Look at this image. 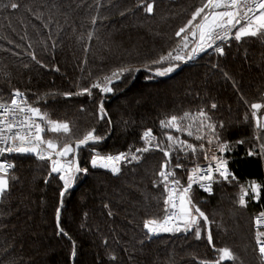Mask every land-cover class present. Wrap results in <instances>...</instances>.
Masks as SVG:
<instances>
[{
	"label": "trees",
	"instance_id": "obj_1",
	"mask_svg": "<svg viewBox=\"0 0 264 264\" xmlns=\"http://www.w3.org/2000/svg\"><path fill=\"white\" fill-rule=\"evenodd\" d=\"M152 2L154 12L149 14L145 7ZM201 2L0 0V98L9 99L18 88L31 102L41 97L43 102L37 105L51 119L69 121L73 140L92 128L105 136L99 145L80 150V164H89L93 146L102 153L143 147L140 137L148 128L163 140L160 120L204 107L215 121L224 122L222 139L233 144L226 157L238 178L214 184L210 195L192 190L195 202L211 221L213 244L208 243L207 231L199 240L192 233L149 238L143 221L163 215L165 191L157 176L162 152L144 153L140 162L122 166L119 175L89 166L88 173L80 174L65 194L62 205L58 176L53 174L45 182L48 161L6 154L15 162L11 175L16 179L0 200V264H201L217 258L213 245L217 249L228 246L236 254L235 261L222 264H261L253 218L264 211V196L259 202L249 201L247 207L239 206L237 200L240 184L263 177L264 157L246 153L257 151L247 104L264 100V38L232 40L225 45V54L217 57L218 67L204 63L212 60L208 55L201 63L181 64L165 76L139 67L177 45L180 38L175 32ZM11 3L18 8L12 9ZM121 66L140 70L125 74L111 94L102 95L98 89L92 96L61 94L88 87ZM101 99L111 124L107 118H98ZM212 103L216 109H211ZM171 131L200 143L187 133ZM240 140L244 143L237 144ZM202 153L198 151L195 157L178 153L184 168L177 169L176 175L182 183L187 182L194 162H201ZM175 163L176 154L172 166ZM57 207H61L60 226L67 236L57 235ZM73 241L75 257L71 255Z\"/></svg>",
	"mask_w": 264,
	"mask_h": 264
},
{
	"label": "snow or ice",
	"instance_id": "obj_2",
	"mask_svg": "<svg viewBox=\"0 0 264 264\" xmlns=\"http://www.w3.org/2000/svg\"><path fill=\"white\" fill-rule=\"evenodd\" d=\"M10 6L12 9L18 8L16 3H11ZM154 7V2L147 3L145 11L152 14ZM92 23H96L95 17ZM88 36L91 39L92 33ZM175 36L181 38L175 49L148 61L143 67L157 76H165L179 68L181 63L194 60L210 49L216 55L223 56L225 45L230 44L232 40L241 42L249 37L264 38V0H202L201 6L195 8L191 18L175 32ZM32 58L36 59L34 54ZM139 70L131 66H121L114 69L110 75L98 77L90 86L80 88L78 93L64 92L63 95L65 97L84 94L91 96L93 89H98L102 95H106L114 92L113 85L122 81L125 74L130 75ZM224 76L230 79L227 72ZM40 99L42 98L38 97L36 101L30 102L27 95L18 88L13 89L9 99L0 98V200L6 197L11 182L16 179L11 175L16 167L15 162L4 158L6 154L31 153L40 160L50 162V171L45 182L47 183L53 174L58 176L59 181L62 182L60 189L62 205L63 197L75 185L79 175L87 174L89 171L87 167H81L80 150L89 145H99L105 139V136L97 135L96 129L92 128L73 140L70 122L51 119L48 112L36 106ZM250 107L256 124L255 139L259 143L258 151L249 149L246 155L264 157V119L257 115V112L264 108V104L252 103ZM216 108L217 104L212 103L211 109ZM97 115L100 120L107 118L111 124L103 99L99 102ZM247 118L246 115L245 119ZM160 125L164 130L163 140L155 136L153 130L148 128L140 137L143 147L132 151L130 146L127 152L119 151L112 154L102 153L93 146L89 163L92 168L105 169L113 175H119L122 173V166L140 162L144 153L153 149L162 152L164 160L157 176L165 191L163 215L145 219L143 228L149 234V238L161 233H192L195 239L199 240L202 233L207 231L208 243L213 244L211 221L195 202L192 190L194 185H198L204 192L212 194L214 184L238 181L235 172L229 167V160L223 155L233 147L232 142L222 139L224 122L215 121L210 111L201 107L195 113L185 111L180 116L171 115L160 120ZM173 129L178 133H187L188 137H194L200 143H191L188 139L173 135L171 131ZM46 132L63 134L65 140L46 138ZM236 143L243 144L244 141L240 140ZM206 144L215 148L211 156H209L211 149H206ZM198 151L203 152L207 164L204 166L194 162V166L188 170L187 183L183 184L176 175L177 169L184 168V165L179 162L178 153L183 152L185 156L195 157ZM174 154H176L177 163L172 166ZM262 196H264V182L253 179L246 184H240L237 203L241 207H247L249 199L259 202ZM105 207L107 208L108 205L105 204ZM55 214L57 235L67 236L68 234L60 226L61 207L55 209ZM108 215L111 216L112 212L109 211ZM255 224L257 225L255 241L261 264H264V232L259 230L261 226H264V211L255 218ZM72 243L71 255L75 257V241ZM213 248L217 258L204 260L201 264H222V262L237 259L235 252L228 246L217 249L213 245ZM111 259H116L114 254Z\"/></svg>",
	"mask_w": 264,
	"mask_h": 264
},
{
	"label": "built area",
	"instance_id": "obj_3",
	"mask_svg": "<svg viewBox=\"0 0 264 264\" xmlns=\"http://www.w3.org/2000/svg\"><path fill=\"white\" fill-rule=\"evenodd\" d=\"M204 55H208V56L215 57V58L218 57V55H216V54L214 53V51L210 49V50H208V51L205 52V53H201V54H200L197 58H195L194 60H191V61H188V62H184L183 64H187V65L194 64V63H196L197 60H200L201 58H203ZM109 94H111V93H109ZM30 102H31V101H30ZM36 106H37V105H36ZM205 147H206V149H211V150L209 151V156H211V155L214 153V151H215L214 146H209V145L206 144ZM103 153H104V152H103ZM91 154H92V152H91V149H90V159H91ZM112 154H113V153H112ZM217 154H219V153H217ZM223 155L226 156V153H224ZM4 158L8 159L10 162H13L11 159H9V158H7V157H4ZM226 158H227V157H226ZM90 159H89V161H90ZM200 164H201V165H204V166H206V164H207V161L204 160L203 153H202V160H201ZM85 165H86V166H84V167H87V168H89V166H91L90 163L88 164V166H87V164H85ZM49 168H50V162H49ZM55 175H56V174H55ZM257 181L264 182V169H263V177H262V179H261V180H257ZM186 183H187V182H186ZM186 183H185V184H186ZM246 183H247V182H246ZM246 183H245V184H246ZM183 184H184V183H183ZM193 188H197V189L200 190L203 194L210 195V194L204 192L202 189H200L198 185H194ZM249 201H253V200L249 199ZM254 202H255V201H254ZM258 215H259V214H257V215L253 218V223H254V227H255L256 230H257V225L255 224V218H256ZM263 229H264V226H261V227L259 228V230H263ZM256 246H257V245H256ZM257 251H258V246H257Z\"/></svg>",
	"mask_w": 264,
	"mask_h": 264
},
{
	"label": "rangeland",
	"instance_id": "obj_4",
	"mask_svg": "<svg viewBox=\"0 0 264 264\" xmlns=\"http://www.w3.org/2000/svg\"><path fill=\"white\" fill-rule=\"evenodd\" d=\"M181 39V38H180ZM179 39V40H180ZM178 40V41H179ZM178 43V42H177ZM176 48V46L173 48V49H175ZM216 59L217 58H215V57H212V60H205V59H203V58H201L200 60H197L196 61V63H194V64H197V63H201V62H203L204 60H205V62L204 63H206V64H210L211 66H214V65H216ZM218 61V60H217ZM181 64H183V63H181ZM180 64V65H181ZM193 65V64H192ZM166 66V65H165ZM140 68H144L143 67V65H141V66H139ZM79 90L80 89H77V90H74V91H70V92H72V93H78L79 92ZM69 92V91H68ZM64 92H62L61 94H63ZM94 94V89H93V91H92V95ZM84 95H87V94H84ZM91 95V96H92ZM73 96H76V97H79V96H82V95H73ZM37 99H35V101H36ZM43 102V99H40V102ZM41 102V103H42ZM38 106V105H37ZM54 119H57V120H62L63 121V119H58V118H54ZM67 121V120H66ZM45 136H46V138H52V139H54V140H59V141H64L65 140V138H64V135L63 134H54V133H51V132H46V134H45ZM117 153V152H116ZM113 154H115V153H113ZM36 157V156H35ZM85 164H87V166H88V163H82L81 164V167H84V166H86ZM192 194H193V192H192Z\"/></svg>",
	"mask_w": 264,
	"mask_h": 264
},
{
	"label": "crops",
	"instance_id": "obj_5",
	"mask_svg": "<svg viewBox=\"0 0 264 264\" xmlns=\"http://www.w3.org/2000/svg\"><path fill=\"white\" fill-rule=\"evenodd\" d=\"M252 103H261V104H264V100L262 101V102H248V104H247V107H248V109H249V111H250V115H251V113H252V109H251V107H250V105L252 104ZM257 115L261 118V119H264V108H262L261 110H259L258 112H257ZM251 118H252V121H253V127H254V129H255V135H256V124H255V120L253 119V117H252V115H251ZM255 135H254V138H253V144H256L257 145V151H258V143H259V141H257L256 139H255ZM247 143V142H246ZM261 157V156H260ZM261 158H263V157H261Z\"/></svg>",
	"mask_w": 264,
	"mask_h": 264
},
{
	"label": "water",
	"instance_id": "obj_6",
	"mask_svg": "<svg viewBox=\"0 0 264 264\" xmlns=\"http://www.w3.org/2000/svg\"><path fill=\"white\" fill-rule=\"evenodd\" d=\"M25 155H30V156H34V157H35V155H34V154H31V153H29V154H25Z\"/></svg>",
	"mask_w": 264,
	"mask_h": 264
}]
</instances>
